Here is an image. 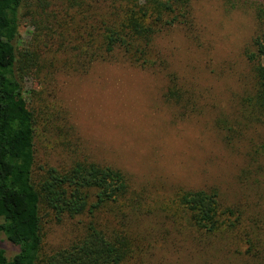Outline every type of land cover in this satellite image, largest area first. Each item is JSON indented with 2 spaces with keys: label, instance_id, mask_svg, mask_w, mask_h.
I'll return each instance as SVG.
<instances>
[{
  "label": "rangeland",
  "instance_id": "374dc122",
  "mask_svg": "<svg viewBox=\"0 0 264 264\" xmlns=\"http://www.w3.org/2000/svg\"><path fill=\"white\" fill-rule=\"evenodd\" d=\"M23 4L68 6L67 0ZM81 7L100 5L82 0ZM262 8L264 0H193L191 26L169 27L153 41L166 66L97 62L86 73L58 72L46 86L42 99L58 117L49 125L53 128L36 127L37 161L64 167L87 159L127 174L135 203L129 201L124 216L133 238L125 264H258L245 254L241 236L204 235L191 228L176 195L181 189H215L224 205L244 210L248 222L264 233V155L254 151L264 142V122L242 128L240 138L230 141L216 126L218 118L240 116V101L251 90L248 54ZM29 20L20 24L23 45L32 37ZM171 75L192 92L199 112L180 114L165 100ZM35 89L37 81L27 78L24 96L38 105L40 97L31 94ZM77 221H46L45 244L66 245L81 229ZM100 221L105 229L120 226L108 215ZM0 247L8 257L18 251L3 234Z\"/></svg>",
  "mask_w": 264,
  "mask_h": 264
},
{
  "label": "trees",
  "instance_id": "16d2710c",
  "mask_svg": "<svg viewBox=\"0 0 264 264\" xmlns=\"http://www.w3.org/2000/svg\"><path fill=\"white\" fill-rule=\"evenodd\" d=\"M85 1L100 7L67 0L68 6L55 10L0 0V234L18 247L11 257L0 247V264H125L133 254L124 217L134 200L127 174L87 159L64 167L38 163L36 127L44 123V130L53 128L49 125L58 117L42 94L56 73H86L97 62H127L140 69L166 66L153 41L169 27L191 26L193 0ZM25 17L33 27L29 45L19 40ZM256 20L248 54L251 90L240 101V116L216 123L227 141L240 138L242 128L264 122V8L257 10ZM27 78L39 84L30 93L42 103L35 105L24 96ZM163 96L180 114L200 111L175 75ZM255 147L264 155V142ZM176 196L196 232L241 236L245 254L264 264V233L255 221L248 222L244 210L224 205L215 189H181ZM101 215L117 218L120 226L105 229ZM76 218L81 229L66 245L45 244L46 221L62 224Z\"/></svg>",
  "mask_w": 264,
  "mask_h": 264
}]
</instances>
